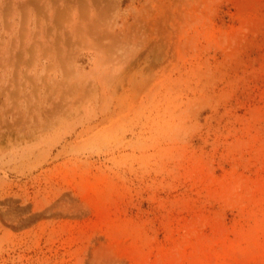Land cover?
Here are the masks:
<instances>
[{
  "label": "rangeland",
  "instance_id": "rangeland-1",
  "mask_svg": "<svg viewBox=\"0 0 264 264\" xmlns=\"http://www.w3.org/2000/svg\"><path fill=\"white\" fill-rule=\"evenodd\" d=\"M0 264H264V0H0Z\"/></svg>",
  "mask_w": 264,
  "mask_h": 264
}]
</instances>
